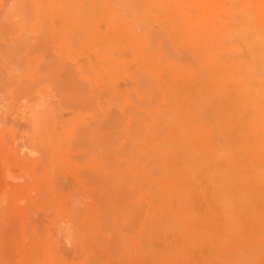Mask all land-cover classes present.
I'll return each instance as SVG.
<instances>
[{"label":"rangeland","instance_id":"1","mask_svg":"<svg viewBox=\"0 0 264 264\" xmlns=\"http://www.w3.org/2000/svg\"><path fill=\"white\" fill-rule=\"evenodd\" d=\"M188 1L0 0V110L40 138L47 179L72 180H47L54 216L69 191L80 209L67 262L264 264V0H219L201 25Z\"/></svg>","mask_w":264,"mask_h":264},{"label":"bare ground","instance_id":"2","mask_svg":"<svg viewBox=\"0 0 264 264\" xmlns=\"http://www.w3.org/2000/svg\"><path fill=\"white\" fill-rule=\"evenodd\" d=\"M174 1H177V0H170V2H172V5L175 4ZM190 1L191 0L188 1L189 4L191 3ZM260 1H262L260 4H263V0H260ZM128 2H129V0H128ZM194 2L196 3V4L195 3L194 4L197 7H199L200 12H201V14H199L200 16L198 18H196L194 20L192 19V22L196 21L195 25H201L202 23H204L206 21L204 19V17H207L208 20L213 18V17H216L218 15L219 9L221 8L219 0H194ZM244 2H246V1L243 0V3ZM194 4L192 2L191 5H194ZM256 4L258 5L259 2L258 3L256 2ZM128 5H130V4H128ZM176 6H177V4H176ZM260 6H262V5H260ZM224 7H226V6H224ZM177 8H179V7H177ZM257 8H260V7L257 6ZM262 8H263V6L260 8L263 11L264 9H262ZM127 9H125V10H127ZM260 9H258V10H260ZM121 10H122V8H121ZM129 13H131V11ZM262 13H264V12H262ZM126 16L131 17V15H126ZM182 16L186 17L185 15H182ZM134 18H135V16H134ZM205 24H207V23L205 22ZM173 29H175V28H173ZM140 36H142V35H140ZM218 36H219V34H218ZM164 45H165L164 47H167L166 44H164ZM181 58H182V56H181ZM181 58H180V60H181ZM214 99H215V97H214ZM218 99H220V97ZM206 110H207V108H206ZM168 111H170V113H171V107L169 110L167 109L165 111V113ZM14 113H15L14 111L9 113L11 118H7L6 113L2 109L0 110V115H1L0 116V234H3L4 237L6 238V239H4L5 240L4 242H6L8 240V238H10L9 240L11 241V243H9L10 241H7L8 243L5 244L6 249H5V247H4V249H2L3 247H1L0 250L2 249L1 252L3 250H5V252L9 251V252H7L9 254L13 253L12 256H9V257L7 256L6 253H4V254H6V256L8 258L14 257L13 259L11 258L12 260L11 259H5V258L2 259L1 258V256L3 255L2 254V255H0V259H2V261L4 259L8 260L7 264H76V262L74 260L75 257H73L74 259L71 258V260L69 262H67V258L65 259L63 257V254H65V252L63 253V251H60V246H62V245H60V243L63 240H68L70 242H73V235H72L71 229L74 228V226L76 225V223L78 221L77 216H78L80 209L78 208L79 210H77L78 212H76V210H75L76 208H74V207L77 205L73 206L74 203H72V202H74V201L71 200V198H73V197L70 196V194H69L70 191L68 194L65 193V200L62 203L63 209L65 211V215L61 218L59 217V219L56 216H54V210H53L54 208L51 205L52 203L47 202V180L49 181L51 179V182L53 181V183L55 184L53 190H55L56 188H59L60 190H64V191L66 190V192H67L68 188H70L69 185H71L72 180L69 176L61 175V174H60V176H57V177L52 176L50 179H47V169H46L47 167H46V159H45V154H44V147H43V144H42L40 138L37 136L29 134V132L25 131L24 128L22 129L16 123L17 117H16V115H14ZM170 117H172V116L170 115ZM86 125H88V124H86ZM84 128L85 127L83 126L82 129H84ZM82 131H84V130H82ZM82 131H81V135L83 136ZM85 132L86 131H84L83 133H85ZM76 136H78V134ZM78 138L80 141V136ZM32 140L35 141V143ZM77 142H75V143H77ZM72 143H74V142H72ZM75 145H78V144H75ZM78 147H80V145ZM116 155H118V154L116 153ZM103 167H104V165H103ZM122 168H123V166H122ZM93 173H95V172H93ZM99 173H97V174H99ZM55 174H57V173L54 171L53 175H55ZM110 174H111V172H110ZM90 176H91V174H90ZM53 178H55V179L53 180ZM92 178H93V175H92ZM90 180L92 181V179H90ZM104 180H106V178ZM120 180H123V178L119 179L118 182ZM96 181H98V180H96ZM92 184H94V182ZM98 184L102 185V184H100V182H98ZM104 184L105 183H103V185ZM103 185H102V187H103ZM116 186L118 187V185H116ZM96 187L94 188L95 190H97ZM48 188H50V187H48ZM109 188H111V187H109ZM94 189H92V190H94ZM98 190H100V189H98ZM117 190H118V188H117ZM134 190H135V187H134ZM55 191H53V192H55ZM100 192H101V190H100ZM100 194H103L104 197L106 195V193H100ZM100 194H98V195H100ZM98 195H96V196H98ZM93 198H95V197H93ZM90 199H92V198L90 197ZM97 199L98 198H96V201L99 200V199L98 200ZM106 200H107V198H106ZM77 201H79V200H77ZM98 202H100V201H98ZM118 202H120V201H118ZM120 203H118V204H120ZM96 204L98 206L100 205V207L97 210L96 217L94 219H92V222H91V228H92L91 235H92V238L94 241L96 240V242H98V239H99L100 241H102V244H107L109 242L108 241L109 239L107 238V232L109 229H108V224H107L108 222L106 221L108 218H106V216L109 217L108 215L111 212L107 211L109 209V208L108 209L106 208L107 205H104V204L101 205V204L95 202V205ZM115 204L117 205L116 202H115ZM121 205H123V204H120V206ZM81 207H82V205L80 206V208ZM60 208H61V206H60ZM121 209H123L124 212L126 210L123 206H121ZM131 210H132V208H131ZM134 210H135V208H134ZM134 210H133V212H134ZM137 210H135V211L137 212ZM108 212H110V213L108 214ZM126 216H127V214H126ZM127 218H129V216ZM60 222H63L62 225H64L61 227L62 229H60V230H62L61 231V233H63L62 235L59 231ZM133 228H134V226H133ZM173 228H175V227H173ZM123 229L121 231H123ZM76 232L78 233V231H76ZM125 232H127V231H125ZM123 234L121 232V235H123ZM60 235L62 236L61 238L59 237ZM140 235L142 236V234H140ZM158 236L160 237L161 234ZM118 238H120V236ZM139 238H141V237H139ZM2 240H3V237H2ZM121 240L122 239H120V241ZM123 240H122V242L124 243L123 245L128 247V245H125V242ZM68 241H67V243H68ZM113 241H114L113 244L111 243L112 240L110 241V244H111V246L113 245V248L115 245L121 244V243H118L119 241L117 242L118 244H116L114 239H113ZM142 242L140 239V243H142ZM126 244H128V243L126 242ZM159 244H161V243H159ZM48 245L52 246L54 251H45ZM149 246H150L149 249L150 248L152 249L153 246L151 247V244H149ZM73 247H74V245L72 246V248ZM62 248H63V246H62ZM153 248H155V247H153ZM156 248L153 249L154 252H157V251H155ZM106 249H108V248H106ZM118 249H120V248H118ZM149 249H147L146 252ZM110 250L111 249L109 248V251ZM153 250H151V251H153ZM10 251H12V253ZM72 252H74L75 254L77 253V251L76 252L71 251L70 254H73ZM144 252H145V249H144ZM146 254L152 255L153 253L147 252ZM157 254H158V252H157ZM157 254L155 255L156 257L158 256ZM67 255H69V254L67 253ZM73 256H75V255L73 254ZM153 256H151V258ZM3 257H5V256L3 255ZM18 257L19 258L21 257V261L18 260L19 259ZM71 257H72V255H71ZM147 258H148V261L150 262L151 258L150 257H147ZM153 258H152V260H154ZM14 259H15V261H14ZM5 260L3 261V262H5L4 264H6ZM17 260H18V262H17ZM156 260H157V258L154 261H156ZM154 261H151V263L148 262V264H152V263L155 264ZM0 264H3V263H0Z\"/></svg>","mask_w":264,"mask_h":264}]
</instances>
